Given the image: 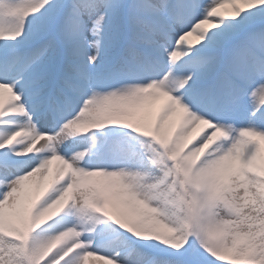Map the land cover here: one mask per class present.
Returning <instances> with one entry per match:
<instances>
[{"label":"snow or ice","instance_id":"6c2138e0","mask_svg":"<svg viewBox=\"0 0 264 264\" xmlns=\"http://www.w3.org/2000/svg\"><path fill=\"white\" fill-rule=\"evenodd\" d=\"M0 264H264V0H0Z\"/></svg>","mask_w":264,"mask_h":264}]
</instances>
